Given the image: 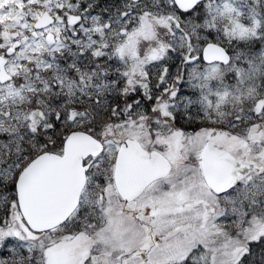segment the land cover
<instances>
[{
  "label": "snow or ice",
  "instance_id": "1",
  "mask_svg": "<svg viewBox=\"0 0 264 264\" xmlns=\"http://www.w3.org/2000/svg\"><path fill=\"white\" fill-rule=\"evenodd\" d=\"M253 245L264 0H0V264H254Z\"/></svg>",
  "mask_w": 264,
  "mask_h": 264
},
{
  "label": "trees",
  "instance_id": "2",
  "mask_svg": "<svg viewBox=\"0 0 264 264\" xmlns=\"http://www.w3.org/2000/svg\"><path fill=\"white\" fill-rule=\"evenodd\" d=\"M99 2H100L101 6H104L107 4H112V3H119V1H116V0H99ZM199 126H201V125H199V124L193 125L192 128H196ZM1 255H4V253H2ZM262 255H264V253H262L260 247L258 245H255V246H253V255L248 257V260L253 261L254 264H260V260H261Z\"/></svg>",
  "mask_w": 264,
  "mask_h": 264
},
{
  "label": "flooded vegetation",
  "instance_id": "3",
  "mask_svg": "<svg viewBox=\"0 0 264 264\" xmlns=\"http://www.w3.org/2000/svg\"><path fill=\"white\" fill-rule=\"evenodd\" d=\"M116 1H119V2H120V0H116ZM229 219H234V217H230ZM253 246H255V245H253ZM253 246H252V247H253Z\"/></svg>",
  "mask_w": 264,
  "mask_h": 264
},
{
  "label": "rangeland",
  "instance_id": "4",
  "mask_svg": "<svg viewBox=\"0 0 264 264\" xmlns=\"http://www.w3.org/2000/svg\"><path fill=\"white\" fill-rule=\"evenodd\" d=\"M1 255V254H0ZM4 255H7L6 253H4Z\"/></svg>",
  "mask_w": 264,
  "mask_h": 264
}]
</instances>
